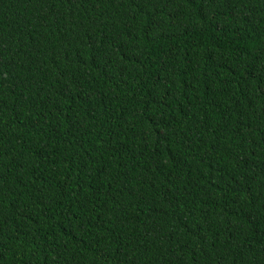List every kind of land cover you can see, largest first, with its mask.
<instances>
[{"label":"trees","instance_id":"trees-1","mask_svg":"<svg viewBox=\"0 0 264 264\" xmlns=\"http://www.w3.org/2000/svg\"><path fill=\"white\" fill-rule=\"evenodd\" d=\"M0 264H264V0H0Z\"/></svg>","mask_w":264,"mask_h":264}]
</instances>
